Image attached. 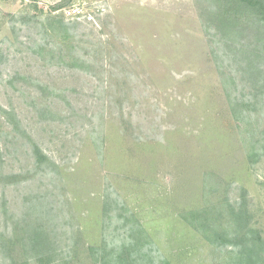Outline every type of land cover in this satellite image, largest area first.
<instances>
[{
	"label": "rangeland",
	"instance_id": "1",
	"mask_svg": "<svg viewBox=\"0 0 264 264\" xmlns=\"http://www.w3.org/2000/svg\"><path fill=\"white\" fill-rule=\"evenodd\" d=\"M230 5L0 0V264H246L248 229L264 264V21Z\"/></svg>",
	"mask_w": 264,
	"mask_h": 264
},
{
	"label": "trees",
	"instance_id": "2",
	"mask_svg": "<svg viewBox=\"0 0 264 264\" xmlns=\"http://www.w3.org/2000/svg\"><path fill=\"white\" fill-rule=\"evenodd\" d=\"M232 1L237 6H239V7L241 6L242 8H239V9L236 8V5ZM230 2L232 3V5H230V6H232L233 8L235 7V9H237V10H244V11H246L248 13V15H250V17H255V18H258L261 21H264V0H230ZM227 25L228 26H226V24H222V26L226 30H227V28L229 26L232 27L231 32H230L231 36H234V39L237 38L239 36V33L238 32L235 33L233 31L234 28H233V26L230 23H228ZM63 27H64V25L60 21L59 22L60 30ZM225 33H226V31H224V34ZM225 35L227 36V34H225ZM259 39H261V41H262V48H263V52H264V30L261 31ZM258 77H260L262 79L261 89L264 90V73L261 74ZM245 106H248V105H245ZM250 232H252V231L249 230V229L246 230L245 231V236L246 237L243 238L244 240L241 243H236V245H239V244L242 245V247L240 248V256H241L242 261H244L246 264H257V261H255V262L253 261V257H257L258 260H261L262 257L259 256V249H257V244L249 239V233ZM34 247H35V245H33V247H31L30 249L34 250ZM131 248L132 247H130L129 249L131 250Z\"/></svg>",
	"mask_w": 264,
	"mask_h": 264
},
{
	"label": "built area",
	"instance_id": "3",
	"mask_svg": "<svg viewBox=\"0 0 264 264\" xmlns=\"http://www.w3.org/2000/svg\"><path fill=\"white\" fill-rule=\"evenodd\" d=\"M73 13H75V11H73Z\"/></svg>",
	"mask_w": 264,
	"mask_h": 264
}]
</instances>
